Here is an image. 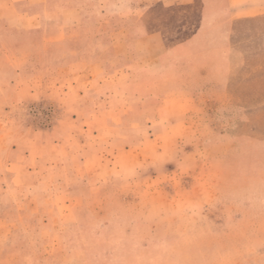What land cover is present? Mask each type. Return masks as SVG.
I'll return each mask as SVG.
<instances>
[{
    "label": "rangeland",
    "instance_id": "rangeland-1",
    "mask_svg": "<svg viewBox=\"0 0 264 264\" xmlns=\"http://www.w3.org/2000/svg\"><path fill=\"white\" fill-rule=\"evenodd\" d=\"M211 7H165L176 63L113 75L98 120L60 57L0 41V264H264V14Z\"/></svg>",
    "mask_w": 264,
    "mask_h": 264
},
{
    "label": "crops",
    "instance_id": "crops-1",
    "mask_svg": "<svg viewBox=\"0 0 264 264\" xmlns=\"http://www.w3.org/2000/svg\"><path fill=\"white\" fill-rule=\"evenodd\" d=\"M204 2L202 5L201 0H0V41L3 45L30 42L43 47L47 58L60 57V67L55 63L54 69L48 67L47 72L52 69L61 75L56 82L60 83L62 100L71 109L69 115L79 116L80 110L93 106L87 117L98 120L101 115L98 107L103 99L109 105L117 104L112 94L113 75H128L134 68L136 73H158L176 63L177 50L185 44L184 31L181 25L171 27L164 14L165 7H199L205 13L211 5L219 27L234 17L241 20L264 14V0ZM24 35H29V39H24ZM117 59H124L123 68L116 65ZM176 104L181 106L179 102ZM5 229L6 224L0 220V239L6 237Z\"/></svg>",
    "mask_w": 264,
    "mask_h": 264
}]
</instances>
